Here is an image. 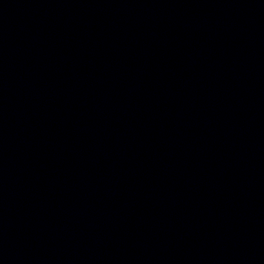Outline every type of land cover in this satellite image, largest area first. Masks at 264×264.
Returning <instances> with one entry per match:
<instances>
[{"label":"water","instance_id":"1","mask_svg":"<svg viewBox=\"0 0 264 264\" xmlns=\"http://www.w3.org/2000/svg\"><path fill=\"white\" fill-rule=\"evenodd\" d=\"M0 264H264V0H0Z\"/></svg>","mask_w":264,"mask_h":264}]
</instances>
